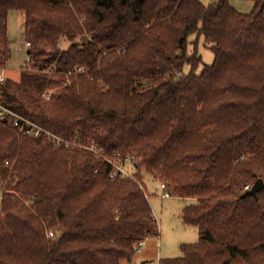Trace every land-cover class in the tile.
<instances>
[{
  "label": "trees",
  "instance_id": "16d2710c",
  "mask_svg": "<svg viewBox=\"0 0 264 264\" xmlns=\"http://www.w3.org/2000/svg\"><path fill=\"white\" fill-rule=\"evenodd\" d=\"M253 1L242 14L229 0H0V67L13 58L10 11L24 12L30 43L0 103L66 140L134 156L136 170L111 178L91 151L0 120V264L132 260L159 230L143 172L194 201L182 220L198 242L159 264H264V187L244 189L264 181V0ZM192 34L214 53L201 73Z\"/></svg>",
  "mask_w": 264,
  "mask_h": 264
},
{
  "label": "rangeland",
  "instance_id": "374dc122",
  "mask_svg": "<svg viewBox=\"0 0 264 264\" xmlns=\"http://www.w3.org/2000/svg\"><path fill=\"white\" fill-rule=\"evenodd\" d=\"M201 1L205 5H209L219 2L220 0ZM229 3L236 11L242 14H250L254 8L253 0H229ZM8 27L10 46L13 50V58L8 65L5 66L7 69L6 76L15 81H20L22 67L28 61L24 12L19 10L10 11ZM189 40L188 53L197 51V53L202 56L203 62L196 69L197 73H201L206 65H211L213 63L214 53L210 48V45L206 44L203 36L192 34L189 37ZM76 42L83 43L81 38H76ZM70 44L71 42L66 38H62L59 42L61 49L68 48ZM16 48H21V50L17 51ZM190 71L191 66L186 65L184 67V72L187 73ZM142 176V183L149 196V201L154 215L157 218L159 230L155 235L146 239L140 253H136L132 260H125L122 264H159L162 259L183 256L181 244H192L198 242L199 240L198 228L196 226L184 224L182 220L183 208L194 201L191 199L184 200L177 197H163L165 190L161 186L162 181L146 172H143ZM2 197L3 192L0 191V201L2 200ZM27 204L29 205V202ZM0 217H2L1 204Z\"/></svg>",
  "mask_w": 264,
  "mask_h": 264
},
{
  "label": "built area",
  "instance_id": "2783aa9c",
  "mask_svg": "<svg viewBox=\"0 0 264 264\" xmlns=\"http://www.w3.org/2000/svg\"><path fill=\"white\" fill-rule=\"evenodd\" d=\"M30 46V43L26 42V48L28 49ZM17 51L21 50V48H16ZM30 61V57L28 54V61L23 66V68L28 67ZM84 71L83 66H78L75 69V72L81 73ZM7 69L5 67L0 68V84H3L7 79ZM53 92L52 91H46L43 96L47 99H50L52 97ZM0 120L7 122L9 125H11L13 128L20 131V133L25 137H31V138H38L41 136H46L48 139H50L55 146L61 147H80L87 149L94 153L96 156L103 158L105 161H107L112 166V172L110 174L111 178L116 177H122V178H130L135 179L134 171H135V158L131 155H124L121 152H115L112 155H107L104 153L103 148H101L94 140H90L86 143H83L80 140H66L62 137L57 136L56 134L52 133L51 131L45 129L44 127L36 124L35 122L19 115L18 113L12 111L11 109L3 106L0 103ZM6 165L9 166V161L6 162ZM162 188L165 190V193L163 194V197L169 198L171 197V194L169 191H167L165 188V184H161ZM144 189V187L142 186ZM246 190H250L252 187L250 185H247ZM148 196V195H147ZM1 220V217H0ZM48 236L52 237L54 236L53 231L48 232ZM146 240L140 241L137 243L136 246V253L141 252L142 246L145 244Z\"/></svg>",
  "mask_w": 264,
  "mask_h": 264
},
{
  "label": "water",
  "instance_id": "95a60500",
  "mask_svg": "<svg viewBox=\"0 0 264 264\" xmlns=\"http://www.w3.org/2000/svg\"><path fill=\"white\" fill-rule=\"evenodd\" d=\"M81 40L83 42H87L89 39L85 35L81 37ZM28 54H30V51H28ZM264 187V181L263 179H258L256 183L253 185V187L246 193L247 195H257V193Z\"/></svg>",
  "mask_w": 264,
  "mask_h": 264
},
{
  "label": "crops",
  "instance_id": "0c3cea01",
  "mask_svg": "<svg viewBox=\"0 0 264 264\" xmlns=\"http://www.w3.org/2000/svg\"><path fill=\"white\" fill-rule=\"evenodd\" d=\"M9 37H10V35H9ZM0 204H1V201H0ZM156 217V216H155Z\"/></svg>",
  "mask_w": 264,
  "mask_h": 264
}]
</instances>
